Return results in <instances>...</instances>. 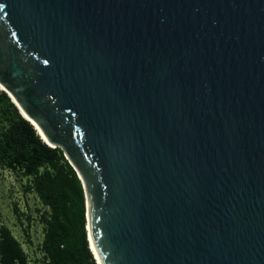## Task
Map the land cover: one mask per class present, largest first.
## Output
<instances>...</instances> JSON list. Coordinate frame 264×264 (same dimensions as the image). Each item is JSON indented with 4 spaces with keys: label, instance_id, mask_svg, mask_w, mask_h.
Instances as JSON below:
<instances>
[{
    "label": "water",
    "instance_id": "95a60500",
    "mask_svg": "<svg viewBox=\"0 0 264 264\" xmlns=\"http://www.w3.org/2000/svg\"><path fill=\"white\" fill-rule=\"evenodd\" d=\"M0 85L98 264H264V0H0Z\"/></svg>",
    "mask_w": 264,
    "mask_h": 264
},
{
    "label": "trees",
    "instance_id": "16d2710c",
    "mask_svg": "<svg viewBox=\"0 0 264 264\" xmlns=\"http://www.w3.org/2000/svg\"><path fill=\"white\" fill-rule=\"evenodd\" d=\"M0 167L31 178L28 191L47 208L41 214L45 264H98L88 240L85 192L76 170L1 88ZM0 264H29L21 242L5 224L0 226Z\"/></svg>",
    "mask_w": 264,
    "mask_h": 264
},
{
    "label": "rangeland",
    "instance_id": "374dc122",
    "mask_svg": "<svg viewBox=\"0 0 264 264\" xmlns=\"http://www.w3.org/2000/svg\"><path fill=\"white\" fill-rule=\"evenodd\" d=\"M31 178L0 167V226L7 225L29 257V264H45L42 251L47 209L38 195L28 191Z\"/></svg>",
    "mask_w": 264,
    "mask_h": 264
},
{
    "label": "bare ground",
    "instance_id": "6f19581e",
    "mask_svg": "<svg viewBox=\"0 0 264 264\" xmlns=\"http://www.w3.org/2000/svg\"><path fill=\"white\" fill-rule=\"evenodd\" d=\"M0 88H1V89H4V86L0 85ZM99 262L101 263L100 259H99Z\"/></svg>",
    "mask_w": 264,
    "mask_h": 264
}]
</instances>
